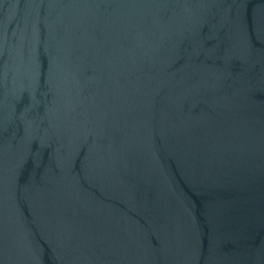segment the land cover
Masks as SVG:
<instances>
[{"label": "water", "instance_id": "95a60500", "mask_svg": "<svg viewBox=\"0 0 264 264\" xmlns=\"http://www.w3.org/2000/svg\"><path fill=\"white\" fill-rule=\"evenodd\" d=\"M0 264H264V0H0Z\"/></svg>", "mask_w": 264, "mask_h": 264}]
</instances>
